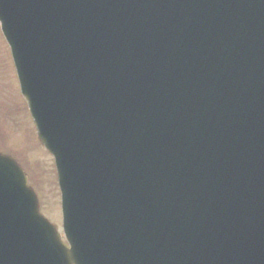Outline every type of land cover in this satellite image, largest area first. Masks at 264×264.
<instances>
[{
	"label": "water",
	"instance_id": "obj_1",
	"mask_svg": "<svg viewBox=\"0 0 264 264\" xmlns=\"http://www.w3.org/2000/svg\"><path fill=\"white\" fill-rule=\"evenodd\" d=\"M64 231L0 154V264H264V0H0Z\"/></svg>",
	"mask_w": 264,
	"mask_h": 264
},
{
	"label": "rangeland",
	"instance_id": "obj_2",
	"mask_svg": "<svg viewBox=\"0 0 264 264\" xmlns=\"http://www.w3.org/2000/svg\"><path fill=\"white\" fill-rule=\"evenodd\" d=\"M0 152L12 155L23 166L38 194L42 213L63 233L61 193L54 159L38 139L1 29Z\"/></svg>",
	"mask_w": 264,
	"mask_h": 264
}]
</instances>
